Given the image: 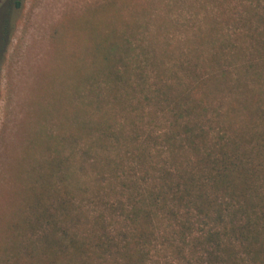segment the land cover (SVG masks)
<instances>
[{
  "label": "trees",
  "instance_id": "1",
  "mask_svg": "<svg viewBox=\"0 0 264 264\" xmlns=\"http://www.w3.org/2000/svg\"><path fill=\"white\" fill-rule=\"evenodd\" d=\"M210 49L195 61L188 50L169 77L159 66L153 84L139 78L141 102L158 107L149 117L162 118L152 131L126 108L133 46L94 47L90 70L104 72L105 92L93 95L86 158L69 166L58 142L29 205L23 257L3 264H149L161 254L264 264V27L245 45Z\"/></svg>",
  "mask_w": 264,
  "mask_h": 264
},
{
  "label": "rangeland",
  "instance_id": "2",
  "mask_svg": "<svg viewBox=\"0 0 264 264\" xmlns=\"http://www.w3.org/2000/svg\"><path fill=\"white\" fill-rule=\"evenodd\" d=\"M8 1L0 2V30L13 25L0 54V264L23 257L29 205L58 142L69 166L86 158L93 95L105 92L104 72L90 70L95 46H133L138 86L126 108L154 131L162 118L149 117L158 107L141 102L139 78L153 84L159 66L163 77L178 73L188 50L203 60L212 46L245 45L264 27V0H20V8ZM149 264L178 263L161 254Z\"/></svg>",
  "mask_w": 264,
  "mask_h": 264
},
{
  "label": "flooded vegetation",
  "instance_id": "3",
  "mask_svg": "<svg viewBox=\"0 0 264 264\" xmlns=\"http://www.w3.org/2000/svg\"><path fill=\"white\" fill-rule=\"evenodd\" d=\"M11 1H13L14 3V6H15V1L16 0H9L8 1V4L11 2ZM0 2H1V0H0ZM4 26H6V28H8L7 26H8V23L6 22V25H4ZM4 26L1 28V30H0V54L2 53V50H3V48H4V46H5V44L2 42V40H1V34L3 33L2 32V30H3V28H4Z\"/></svg>",
  "mask_w": 264,
  "mask_h": 264
}]
</instances>
